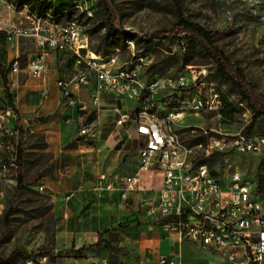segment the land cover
<instances>
[{
  "label": "built area",
  "instance_id": "1",
  "mask_svg": "<svg viewBox=\"0 0 264 264\" xmlns=\"http://www.w3.org/2000/svg\"><path fill=\"white\" fill-rule=\"evenodd\" d=\"M82 1L75 7L92 17L93 7L87 0ZM16 11L24 14V20L7 17L8 12ZM0 33L9 43L21 38L33 41L36 51L29 56L25 69L33 77L46 78L50 74L48 58L52 52L70 53L75 72L57 80L60 110L79 114L82 135L89 134V128L85 126L87 118L80 113L89 116L100 109L105 94L134 101L132 110L117 103L113 110L117 125L133 122L136 127L138 169L126 175L101 173L94 186L98 195L117 191L121 200L127 201L134 192L144 194V211L157 217L164 231L217 259L207 264H264V192L238 171L224 181L214 174L219 170L197 164L180 135L189 115L205 113L224 118L221 109L225 92L207 66L188 64L175 73L146 76L143 73L153 60L136 49L132 37L126 39L131 56L122 61L115 55L92 50L88 35L75 21L63 25L50 11L38 14L28 4L19 6L10 0H0ZM21 71L18 54L11 61L8 75ZM83 92L88 93L94 109L82 98ZM18 120V112L11 105L0 109V183L16 181L11 170L17 166ZM71 121V116L65 120L67 124ZM217 133L208 136V155L251 154L264 146L262 133ZM8 152L11 155L7 163L3 155ZM150 170L161 173L157 188L142 179V172ZM152 191L157 192L156 197L148 196ZM26 264L39 263L28 259ZM159 264H182V259L180 255L160 257Z\"/></svg>",
  "mask_w": 264,
  "mask_h": 264
},
{
  "label": "rangeland",
  "instance_id": "2",
  "mask_svg": "<svg viewBox=\"0 0 264 264\" xmlns=\"http://www.w3.org/2000/svg\"><path fill=\"white\" fill-rule=\"evenodd\" d=\"M11 1L18 5L15 0ZM87 1L89 6L93 7L92 18H96V21L89 20L87 14L76 8L71 11V14L65 13L57 18V22L64 25L69 21H75L88 35L89 46L92 50H99L103 55H115L122 61L129 59L131 54L124 39L117 40L111 37L107 40L104 38L106 28L100 31L95 29L98 23L108 25L114 23L120 28L123 38L132 37L136 42V49L151 56L153 61L144 71V75L175 73L187 65L185 64L186 58H189V64L205 65L213 73L214 78L225 92L221 109L224 118L219 120L214 115L205 113L186 117L185 125L180 129V135L186 146L191 149L192 160L196 162V160L209 158L212 154H216L214 152L208 155V150H210L208 136L218 134L217 131L264 134V117H259L252 125L254 112L245 95L217 77L216 63L204 53L199 45L186 37L184 33L178 37V34L172 31L180 15L185 20L209 31L214 46L227 56L231 66L244 73L246 80L264 100V0ZM82 2V0H61L57 7L66 11ZM6 15L17 22L24 20V14L18 11L8 12ZM46 23L50 24L51 20L47 19ZM0 38V62L6 63L0 73L1 109L9 104L7 89L14 96L18 85H13V77L8 76L12 57L7 55L5 47L9 42H5L3 36ZM18 43L22 66V71L18 76L20 84L28 78L37 79L25 70L28 58L36 51V48L31 39L21 38ZM167 58L173 61L171 66L165 65L164 61ZM56 88V84L52 83L49 88L48 103L55 101ZM231 109H233L232 112ZM83 116L88 118L86 113H83ZM249 126L251 129L247 132ZM103 134L104 132L101 131L102 136ZM199 136H204L205 140L195 143V139ZM43 138L44 136L40 133L20 132L21 163L17 161V166L11 170L12 177L16 181L0 183V192L3 193L0 199V264H26L28 259H33L39 264H79L73 259L86 255L85 251L78 253L71 249L60 250L55 245L57 220L52 212V198L46 189L41 187L40 181L44 177L40 178V176L45 172H50L54 178L61 177L66 170L68 159L66 155L55 159L54 155L51 156L45 154V151L36 149V146L43 143ZM134 141L132 153L138 157V136ZM18 150L19 146L17 153ZM11 152L3 155L7 163ZM220 154L221 156L213 157L212 165L207 164L220 171V173H214L216 176L221 175L223 180L227 181L232 172L238 171L259 188L260 179L264 177V146L261 151L251 154L237 152ZM20 172L24 178V187L18 190L17 180ZM153 175L155 185L159 186L160 171ZM131 205L133 201L127 206ZM11 207L14 208V212L10 216L9 223L5 224L4 214ZM125 227L127 226L119 225V228L125 229ZM107 230L104 241L90 248L95 254L87 257H92L91 260H96L99 264H137L139 259L137 232L127 229L120 234L116 232L117 228ZM182 259L184 264L213 262L211 257L188 246H185Z\"/></svg>",
  "mask_w": 264,
  "mask_h": 264
},
{
  "label": "crops",
  "instance_id": "3",
  "mask_svg": "<svg viewBox=\"0 0 264 264\" xmlns=\"http://www.w3.org/2000/svg\"><path fill=\"white\" fill-rule=\"evenodd\" d=\"M0 36L5 40L3 34L0 33ZM5 49L13 59L19 54L18 40L8 43ZM48 62L50 74L46 78H28L19 84V74L8 76L13 77V85H18L13 102L22 129L31 134H42L48 144L47 151L53 153L55 159H59L61 155H66L68 159L61 177L45 176L40 181L41 187L52 198V212L57 220V249L77 250L87 247L83 250L86 255L73 260L79 264H99L96 260L92 261V257H87L95 254L88 246L95 243L104 230L117 228L116 232L122 234V231L130 229L138 234L137 264H159L160 257L180 255L182 259L185 246L216 262L214 256L197 245L180 241L176 234L164 231L159 219L144 211L141 205L144 194L134 192L127 201H122L117 191L101 195L95 192L94 186L101 173L126 175L135 173L138 169V157L132 153L134 139L137 137L136 127L134 123L117 125V116L113 110L116 103L132 110L135 103L126 98L105 94L100 109H95L86 122L89 134L82 135L79 114L74 110H60L61 90L57 85L59 78H68L75 72L74 60L70 53L52 52ZM1 63L2 66L6 65L4 61ZM52 83L57 86L56 99L48 103ZM82 98L89 108L94 109L87 92L82 93ZM70 116L72 121L67 124L65 120ZM80 116L83 117V113ZM101 131L104 132L103 136ZM155 172L157 171L142 172L141 176L148 185L153 184L157 188L159 186L155 185L153 179ZM70 193L73 195L67 199ZM156 195V191L148 194L149 197ZM131 201L133 205L128 207ZM120 224L127 227L119 228Z\"/></svg>",
  "mask_w": 264,
  "mask_h": 264
},
{
  "label": "trees",
  "instance_id": "4",
  "mask_svg": "<svg viewBox=\"0 0 264 264\" xmlns=\"http://www.w3.org/2000/svg\"><path fill=\"white\" fill-rule=\"evenodd\" d=\"M60 1L61 0H15V2H18L19 6L23 4H28L31 11L37 12L38 14L43 15L46 12L50 11L53 18L56 20L65 13L71 14V11L76 9V7H73V8H68L66 11L60 10V8L57 7V4ZM89 20L96 21V18L93 19L92 17H89ZM102 28L107 29L106 36L104 37L107 38V40L111 37L117 40L122 38L126 41L127 39V38H123L122 36L123 34L120 31V28H118V26L114 23L110 25H108L107 23L106 24L98 23L95 29L100 31ZM172 31L177 33L178 37H181L180 35L184 33L186 37H188L197 45H199L200 48L204 51V53L216 63L217 77L220 78L221 81L227 83L231 88H236L245 95L246 99L249 101V104L252 106L254 112L252 125L257 121L259 117L261 116L264 117V100L261 98L260 95L257 94L255 88L246 80L244 73L240 69L231 66L227 56L220 49L214 46V41L209 31H206L198 24L185 20L184 18H182V15L179 16L177 23L173 25ZM95 51L99 52V50H95ZM177 61L179 60L177 59ZM189 61H190L189 58H186L185 64L188 65L190 63ZM164 63L167 66H171L173 64V61H171V58H167L164 61ZM2 71H3V66L2 63L0 62V73ZM6 95L9 100V105H11L13 109L17 111L13 102V96L10 94L8 89L6 91ZM232 110L233 109H231V112ZM91 115L92 114L88 116L87 121H89V119L92 117ZM17 126L20 132L24 131L19 124V120L17 122ZM250 129L251 126L247 128V132H250ZM203 140H205V137L199 136L195 139V143H201ZM21 145L22 144H19L18 157H17V161H19V164L21 163V158H22ZM35 148L40 149L41 151H45L46 152L45 154L53 156V153L47 151L48 144L44 140V138H43V143L36 146ZM215 155L221 156L220 153L216 152V154H212L211 157L209 158L196 160V163L212 165L214 163L213 157ZM45 176H51V173L45 172L44 174H41L40 178H43ZM262 178L263 179H260L259 182V189L260 191L264 192V177ZM22 187H24V178L20 172L17 180V189L21 190ZM13 212H14L13 207H11L9 210L6 211V213L4 214L5 224L9 223L10 216L12 215ZM107 231L108 230H104L102 233H100L99 239L95 243L90 244L88 248H94L100 245L104 241L103 236L107 233ZM86 248L87 247H82L75 251H77L78 253H82L83 250H85Z\"/></svg>",
  "mask_w": 264,
  "mask_h": 264
}]
</instances>
